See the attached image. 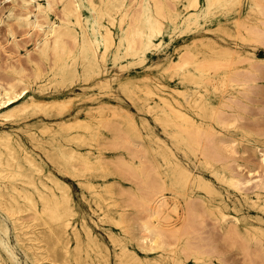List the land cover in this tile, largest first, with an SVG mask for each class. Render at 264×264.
Returning a JSON list of instances; mask_svg holds the SVG:
<instances>
[{
	"label": "bare ground",
	"instance_id": "obj_1",
	"mask_svg": "<svg viewBox=\"0 0 264 264\" xmlns=\"http://www.w3.org/2000/svg\"><path fill=\"white\" fill-rule=\"evenodd\" d=\"M0 24V264H264V0H10ZM154 52L166 83L108 70Z\"/></svg>",
	"mask_w": 264,
	"mask_h": 264
},
{
	"label": "rangeland",
	"instance_id": "obj_2",
	"mask_svg": "<svg viewBox=\"0 0 264 264\" xmlns=\"http://www.w3.org/2000/svg\"><path fill=\"white\" fill-rule=\"evenodd\" d=\"M9 2H10V0H0V7L3 8V10H4V8H5L6 6H8V3H9ZM1 26H2V27H1ZM1 28H2V29H1ZM3 28H4V27H3V24H0V39H1L2 41H4ZM21 36L24 37L25 35H18L17 37L21 39ZM22 39H23V38H22ZM24 39H25V40H24ZM24 39H23V40H24L26 43L23 41V42H22V45L25 46V47L30 48V46H31V41H29V42L26 41V37H25ZM181 41H182V39H179V38L173 40V41L171 42V44L169 45V49H168V50H171V48H172L173 45H178V44H180ZM23 46H22V48H20V51H21L22 53H23ZM255 53L257 54V56H260V57H263V56H264V50H263V48H262L261 46H257V47L255 48ZM172 56H175V54H172ZM159 58H160V57L157 55L156 52L151 53V54L148 55L147 61H148V63H152V66H150V68H149L148 70H143V69H141L140 67H136V68H132V67H131V68H128V69L118 70V68H117L116 66L112 65V63H110L109 61H108V70H109L110 72H117V73L127 71V72H129L130 74H132V75H136V76H140V77H141V75H143V74H147V76L150 77L151 80H160V81L166 83V80H168V78H166V77H161V75L159 74V72L157 71L156 66H155V64H156L157 62H159ZM167 82H168V81H167ZM168 84H169V85H173L174 82L171 81V82H169ZM77 87H78V86H77L76 84L73 86V89L75 90V92H78V91L80 90V89L77 88ZM112 89H113V93H114V95H116L117 97H119L120 102H121L123 105H126V107H127L131 112H133V113L136 114L137 116L140 115L141 113H143V112L138 111V110H136V109L133 108V105L130 104V102L128 101L129 98L126 96V94H125L124 92H120L118 89H116V87H113ZM93 90H94V91H97L96 88H93ZM150 99H151V100H150ZM156 99H157V97H156L155 95H153L151 98L148 99V101L151 102V103H153ZM81 102H83V100H82L81 98H79V97L74 98V104H78V103H81ZM261 102H262L261 104H264V97L262 98ZM110 103H112V104H119V103H117L116 99H114V98H111V99H110ZM146 116H147V115H146ZM149 122H150L151 124H153V122L151 121V119H149ZM154 127H155V126H154ZM155 129H157V127H155ZM17 135H18V136L22 139V141H24V142H25L30 148H32V149L37 153V155H38L39 157L42 158V160H44L46 168L49 169L50 171H52V172L54 173V166H53V165L50 163V161L45 157L43 150L40 149L39 147H34V146H32V144H30V143L27 141V139H26L24 133L19 132V133H17ZM111 154H112V153H111L110 150H106V151H105V156L109 157ZM63 179L69 184V187H70V189H71V191H72V194L74 195L75 198H77V196L81 193V189H80L79 185L77 184L76 180L73 179V178H71V177L68 176V175L63 176ZM108 179H111V178H108ZM93 180H94V182H95L96 184L102 182V180H101L100 178H94ZM122 183L125 184V185L128 184L127 182H124V181H123ZM82 191L84 192V195H85L87 198H89V195H88L87 191L84 190V189H83ZM80 206L82 207L83 211L86 212V214H87V219H89V217H91V218H96L97 212H93V211H92V208L95 209L96 207H95V205H94V203H93L92 201H89V200H88V201H80ZM249 212H250V213H254V211L251 210V209H250ZM101 233H102V232H101ZM103 235H104V233H103ZM105 242H106V243L108 244V246H109V243H108V241H107L106 238H105ZM109 247H110V246H109ZM235 261H236L235 264H246V263H244V261H242V260H240V259H236ZM241 261H242V263H241ZM247 264H250V263H247Z\"/></svg>",
	"mask_w": 264,
	"mask_h": 264
}]
</instances>
